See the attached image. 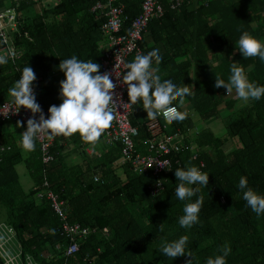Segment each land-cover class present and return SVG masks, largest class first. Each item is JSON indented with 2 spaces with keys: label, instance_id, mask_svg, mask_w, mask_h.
Segmentation results:
<instances>
[{
  "label": "trees",
  "instance_id": "1",
  "mask_svg": "<svg viewBox=\"0 0 264 264\" xmlns=\"http://www.w3.org/2000/svg\"><path fill=\"white\" fill-rule=\"evenodd\" d=\"M96 1L59 0L57 4L47 1L43 5L42 0H21L18 3L22 14L19 24L25 22L15 35L20 55L0 65V103L11 102L9 89L19 79L26 64L42 78L36 99L46 107L61 103L59 82L64 79L58 68L61 60L75 55L100 65L102 55L98 42L103 21L92 13ZM143 1L119 0L124 6L125 29L139 14ZM199 1L183 0L181 5L172 8L174 0H160L163 15L149 22L139 42L144 54L160 48L162 61L159 66L171 69L165 79L181 81L185 85L189 84L187 66L174 65L184 51L195 52L203 58L206 56L205 40L211 38L220 46L236 44L243 31L264 41V0ZM13 4L14 0H0V9ZM37 6L40 11L35 10ZM31 10L33 14L28 17ZM134 58L132 56L128 62ZM227 58L225 67L229 69L218 76L205 72L208 73L205 75L207 83L195 82L193 94L189 96L194 110L204 120L217 114L223 87H214L215 78L228 79L232 59ZM234 62L244 67L251 81L264 85V62L259 58L245 59L238 53ZM9 123L0 122V140ZM225 124V136L211 137L208 141L210 149L199 152L197 161H192L186 152L176 154L171 157L173 170L157 177L151 171L135 173L129 164H116L121 155L119 145L109 146L100 165L90 159L68 165L64 156L56 154L55 140L51 148L53 162L44 165L39 151L38 156L24 161L31 165L29 173L38 187L28 195L19 186L15 166L22 159L16 147L0 160V210L5 212L7 223L15 228L24 252L33 254L40 264H81L87 255L95 256L93 264H186L192 257L171 260L158 251L162 240L172 241L182 235L189 236L193 264H206L207 258L219 254L218 250L225 244L231 247L227 264H264V215L258 217L251 211L238 188L239 178L246 176L249 186L264 195V98L252 101ZM176 126L179 130L175 132H184L179 123ZM138 127L139 137H147L144 125ZM77 140L73 139L74 143H78ZM230 141L235 147L226 153L223 146ZM80 155L83 157L84 153ZM200 162L204 163L203 168H200ZM190 165L208 172L209 181L198 193L203 197L200 223L184 229L179 226L178 219L184 214L185 202L175 195L179 182L174 170ZM94 176H99L104 183L93 182ZM44 180L65 201L70 223L107 227L109 239L89 238L80 245L79 252L65 258L66 261L64 258L56 261L40 259V255L48 250L59 255L67 246L49 201L45 196L40 200L35 198ZM158 180L164 187L154 196L152 191ZM192 199L194 201L196 197ZM56 246H59L57 251Z\"/></svg>",
  "mask_w": 264,
  "mask_h": 264
},
{
  "label": "clouds",
  "instance_id": "2",
  "mask_svg": "<svg viewBox=\"0 0 264 264\" xmlns=\"http://www.w3.org/2000/svg\"><path fill=\"white\" fill-rule=\"evenodd\" d=\"M236 45V50L243 58L257 57L264 62V41L243 31ZM8 59V55L0 54V65L6 64ZM161 61L160 49L154 48L146 54L139 53L134 60L124 63L126 71L122 73L121 83L126 85L128 100L123 102L114 92L117 85L113 82L110 73L100 72L98 63L92 59L81 60L75 55L63 59L58 66L59 71L64 75V79L59 82L61 103L48 108L47 118L37 102L34 91L36 73L26 64L19 79L9 89L11 104L14 107H10L7 111V116L10 110L13 114H17L21 108L31 114L25 130L20 134V146L26 152H32L40 139L53 141L57 137L69 138L78 134L84 142L94 148L100 142L105 130L111 126L115 113L118 112V106L123 112L130 110L133 113L137 108L135 106L142 104L147 118L153 121L160 116L165 117L169 122L184 121L187 113L179 110L174 101H178L179 106L183 107L185 98L193 94L194 88L181 81L162 80L158 74L159 68L154 66H158ZM214 87L225 88L227 97L235 95L244 103L264 98V85L251 81L244 67L238 62H231L227 80L215 78ZM0 115L4 116L3 113ZM22 124V121H17L16 127ZM154 163L166 171L173 170L170 160L158 159V162L154 160L151 166ZM174 175L179 182L175 195L178 200L185 202L184 214L179 217L178 223L181 228L191 229L200 223L199 214L203 206V197L198 196V193L201 187L208 185L209 173L201 171L195 165H190L186 168H176ZM238 188L251 211L258 217L264 215V195L249 186L246 176L239 178ZM39 190L43 192L42 185ZM193 197H196L194 201ZM158 251L171 260L190 256L192 259L186 264H193L194 255L189 247L188 235H182L172 241L162 240ZM218 251L219 254L207 258L206 264H227L231 247L225 244Z\"/></svg>",
  "mask_w": 264,
  "mask_h": 264
},
{
  "label": "built area",
  "instance_id": "3",
  "mask_svg": "<svg viewBox=\"0 0 264 264\" xmlns=\"http://www.w3.org/2000/svg\"><path fill=\"white\" fill-rule=\"evenodd\" d=\"M21 0H14V4L0 9V54L8 55L9 59H17L20 55V50L15 44V35L19 34L20 26L19 19L22 16L18 9V3ZM59 0H55L58 3ZM205 1V2H204ZM160 0H144L140 7V12L130 25L125 29L126 17L124 15V6L119 4V0H97L92 7V13L96 19L102 20L99 32L101 39L98 42V48L101 52L100 68L101 72H108L116 83L117 87L114 92L123 101L127 102V88L121 83L122 73L126 71L124 63L132 56L141 53L139 42L143 34L147 30L149 22L153 18H160L163 15V8L160 5ZM183 0H174L172 8L181 5ZM202 3H207L203 0ZM27 36V35H26ZM36 80L34 81V91H37L38 85L42 83V78L36 71ZM45 117L47 118L48 108L41 102L37 101ZM137 106V105H136ZM135 106V107H136ZM10 107H14L10 101L0 103V122L22 121L26 127L27 120L31 114L21 108L20 112L13 114L10 110L7 116V111ZM115 118L111 126L105 130L101 136V140L108 146L119 145L121 148L120 157L116 164L131 165L133 171L138 174L151 171L154 175L161 176L171 171H166L161 166H156L155 163L151 166V162L158 159H167L171 161V157L176 154L186 152L187 148L180 141V132L168 133L169 122L165 117L160 116L155 121L149 120L145 125L146 147L143 152L138 151L139 129L131 123L133 113L130 110H125L117 107ZM38 118V117H37ZM56 139L47 141L40 139L36 143V147L40 154V159L44 165L54 161V156L51 153V148ZM11 148L0 146V160L9 152ZM192 161H197L199 155L193 153L190 156ZM178 161V166H180ZM151 166V167H148ZM204 167V163L200 162V168ZM173 169V167H172ZM93 182L103 184L104 181L99 176L93 177ZM43 192L38 191L35 198L40 200L43 196L50 203V207L60 222L61 235L65 238L67 246L62 250L61 254L56 255L53 251L48 250L40 255V259L45 261H56L61 258L69 259L79 252L80 245L91 237H99L109 239L110 230L107 227L100 228L98 226L84 227L78 223H70L68 221V209L65 201L58 194L50 189L48 182L42 184ZM164 184L157 181L152 194L156 196L163 191ZM59 250V246L55 247ZM100 253V250L97 251ZM65 259V261H66ZM95 256L87 255L81 264H93ZM0 264H40L38 258L33 254L24 252L23 245L18 238L15 228L6 222L0 223Z\"/></svg>",
  "mask_w": 264,
  "mask_h": 264
},
{
  "label": "crops",
  "instance_id": "4",
  "mask_svg": "<svg viewBox=\"0 0 264 264\" xmlns=\"http://www.w3.org/2000/svg\"><path fill=\"white\" fill-rule=\"evenodd\" d=\"M47 1L52 2L54 0ZM191 1L196 2V0ZM199 2L201 3L203 2V0H200ZM35 10L40 11V7L37 6ZM31 14H33L32 10L30 11V13H28V17L31 16ZM203 46L205 48V57L202 58L200 55H196L195 52L186 50L184 51L182 57L176 59L174 62L175 67H178L180 65L187 66L189 72V84L187 85H189V87H194L195 82H199L202 84L207 83V78H205V75H207L208 73L205 72H209L208 75L213 73V75L215 76H218V74H223L225 70L229 69V67H225V62L228 59L227 57H231V61L234 62L236 56L239 53V51L235 48L237 46L236 44L220 46V44L211 41V38L205 40L203 42ZM154 66L159 68L158 74L161 76L162 80H164L165 77H167L171 71L170 68H163V66L160 67L159 65ZM54 75L56 76V74ZM174 102L177 104L179 110L185 111L187 113V118L181 122L170 123L168 125L167 132L173 133L176 131V129L179 130L176 126L178 123L183 127L182 131L184 132L180 133V141L187 148L185 155L188 157H190L193 153H197L199 155V152H208V150L210 149L208 141L210 142L211 137H224L226 134V121L233 114L242 111L245 107L249 106L252 103V101L244 103L235 95L227 97L226 89L223 88L220 92V98L216 109V116L214 118L204 120L200 117V114L196 110H194L189 96L185 98V103L183 107L179 106L178 101ZM136 107L137 108L131 116V123L134 127L139 128L138 126L142 127V125H145L151 119L147 118L146 112L142 109V104H138ZM16 125L17 123L10 126V132H6L3 130V139L0 140V142H3L7 146H9L12 152L16 147L19 149L22 161L15 166V170L18 176V182L20 186V177L16 167L18 165L25 166L28 176L31 179L32 185L29 189L26 188L25 191L22 190V188L20 189L24 194L28 195L33 190H36L38 187L35 186L36 183L29 173V167L31 165H28L24 161H30L31 159L38 156V149L36 147L35 150L32 152H26L22 149V147L20 146V134L25 130L26 127L23 124L20 127H16ZM73 139H78V143H74ZM145 141L146 136L140 135L137 144L138 151H144L146 147ZM56 145V154L58 156H64V162L68 165H71V163L75 164L80 161H85L86 159H90L93 162L95 161L94 164L100 165L101 162L104 161L105 156L109 152L110 148L108 145H105V143L101 139L100 142L97 143L96 146L93 148L90 144L84 142L79 137V135H73L69 138L57 137ZM99 145L103 147H100ZM0 146L3 145L0 143ZM234 147L235 144L230 141L223 146V149L226 153H229L234 149ZM81 152L84 153L83 157L80 155Z\"/></svg>",
  "mask_w": 264,
  "mask_h": 264
},
{
  "label": "rangeland",
  "instance_id": "5",
  "mask_svg": "<svg viewBox=\"0 0 264 264\" xmlns=\"http://www.w3.org/2000/svg\"><path fill=\"white\" fill-rule=\"evenodd\" d=\"M47 2V0H42V3L41 4H45ZM49 2V1H48ZM53 3L55 2V0L54 1H52ZM52 3V4H53ZM40 4V6H42ZM13 124H15V123H12V122H10L9 124H6L5 125V127H4V131H6V132H10L11 131V128H10V126H12ZM223 132H225V131H223ZM224 134V133H223ZM221 135V134H220ZM5 148L7 147V145L5 144V143H3V142H0ZM100 147H103V146H101V145H99ZM10 152H12V150H10L9 152H7V154L8 153H10ZM16 169H17V171H18V174H19V177H20V188H22V190H24L25 191V189L27 188V189H29L30 187H31V179H30V177L28 176V173H27V170L25 169V166L24 165H18L17 167H16ZM1 222H8V220H7V218H6V214H5V212L3 211V210H0V223Z\"/></svg>",
  "mask_w": 264,
  "mask_h": 264
}]
</instances>
